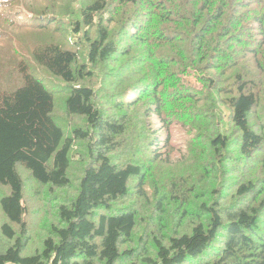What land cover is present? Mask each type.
Listing matches in <instances>:
<instances>
[{"label": "trees", "instance_id": "1", "mask_svg": "<svg viewBox=\"0 0 264 264\" xmlns=\"http://www.w3.org/2000/svg\"><path fill=\"white\" fill-rule=\"evenodd\" d=\"M7 22L46 37L0 68V264H264V0Z\"/></svg>", "mask_w": 264, "mask_h": 264}, {"label": "rangeland", "instance_id": "2", "mask_svg": "<svg viewBox=\"0 0 264 264\" xmlns=\"http://www.w3.org/2000/svg\"><path fill=\"white\" fill-rule=\"evenodd\" d=\"M41 1V0H40ZM52 11H48L46 14L38 16L39 19L43 17H49ZM31 16V14H28ZM3 27L7 32L8 40L5 42L4 47L0 49V68L7 62L22 56L28 49V45L32 42H39L38 39H44L46 35H35L30 28L18 27L16 25H11L10 23H4ZM23 52V53H22ZM17 60V59H16ZM187 132H184L183 135L179 132V141L184 140ZM23 174H29V171Z\"/></svg>", "mask_w": 264, "mask_h": 264}]
</instances>
